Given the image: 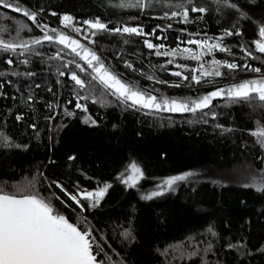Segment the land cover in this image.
<instances>
[{"label": "trees", "instance_id": "obj_1", "mask_svg": "<svg viewBox=\"0 0 264 264\" xmlns=\"http://www.w3.org/2000/svg\"><path fill=\"white\" fill-rule=\"evenodd\" d=\"M22 1L37 10L42 8L54 21L61 22L68 14L74 24L89 29L94 45L110 56L117 68L173 96L196 97L217 85L202 84L256 74L243 68L244 64L259 67L264 74V53L254 44L259 26L264 25V0H228L237 3L248 18H241L225 0H195L207 5L209 11L190 13L189 23L180 17L161 18L165 11L176 10L170 6L175 0H153L152 7L144 11L129 7L131 0ZM162 1L165 3L160 5ZM93 19L109 29L139 26L145 34L153 29L156 32L129 35L92 29L83 23ZM25 24L31 30L17 36L16 29ZM225 29L241 35H225ZM41 35L26 17L0 6V38L18 42ZM147 38L164 48L148 49L144 44ZM193 38H209L210 43H220L229 51L216 49L207 54L203 49L206 54L200 60L155 54L157 50L180 48ZM33 47L35 52L24 56L0 51V131L13 142L11 147L0 145V182L23 184L33 177L40 179L36 186L40 194H54L52 203L71 222L86 217L115 264H201L200 256L180 260L172 259L171 250L167 257L161 253L169 245L180 243L189 251L193 246L202 250L209 242L212 251L206 256L201 251L209 264H264V192L251 187L264 183V149L250 134L256 121L264 124V108L258 106V100L232 103L225 98L215 101L210 109L182 115L151 112L122 103L98 81L91 80L95 74L64 46L48 41ZM57 53L59 57L53 58ZM9 58L11 65L6 63ZM24 59L31 62L20 63ZM213 59L241 67L229 71L219 66L223 76L203 75L217 67L208 62ZM69 61L79 63L85 71ZM123 64H131L132 71ZM58 69L66 75L60 76ZM28 72L35 75L28 76ZM71 72L91 84L80 89L70 79ZM176 72L181 75H174ZM193 74L200 77V83L191 79ZM77 94L89 97L79 101L87 106V112L75 107ZM97 97L103 103H93ZM17 115L22 119L17 120ZM88 117L96 123H85ZM70 156L75 159L69 160ZM132 162L144 172L135 187L118 179L121 173L131 175L126 169ZM41 172L47 180L39 176ZM185 172L196 175L161 196L142 199L158 190L157 185L166 178ZM53 180L73 194L82 189L94 191L105 184L111 187L95 207L81 199V210L54 184L49 186ZM209 227L217 237L207 231ZM128 228L134 241L120 235ZM193 236L195 240L188 239ZM229 243L244 247L228 249ZM103 256L102 252L98 259Z\"/></svg>", "mask_w": 264, "mask_h": 264}, {"label": "snow or ice", "instance_id": "obj_2", "mask_svg": "<svg viewBox=\"0 0 264 264\" xmlns=\"http://www.w3.org/2000/svg\"><path fill=\"white\" fill-rule=\"evenodd\" d=\"M225 3L231 9L236 10L241 18H248L247 13L240 9L237 3H229L228 0H225ZM152 4L153 0H131L128 6L144 11L145 9L152 7ZM0 6L22 14L42 30H47L49 28L47 24H41L38 19L40 12L43 11L42 8L37 11H31L26 7H22L16 2V0H0ZM170 6L176 10L171 12L165 11L161 18L173 19L180 17L182 22L189 23L191 22L190 13L204 14L209 11L207 5L203 3L198 4L195 0H175ZM51 14L56 15L54 12ZM72 19V17L64 15L61 18V22L64 27H69ZM83 23L89 25L92 29L129 35H155L156 32V29H153L151 33L145 34L143 29L139 26H123L109 29L107 25L102 23L99 19L95 21L86 20ZM170 26L171 25H169V27ZM157 28H159V25ZM25 29L29 31L31 30L26 24L19 26L16 29L17 36H19L20 32ZM50 31L57 33V29L55 28L50 29ZM77 31L79 30L77 29ZM233 34L241 35L238 31L234 33L230 29H225V35ZM93 35H95V33H93ZM258 37L259 38L254 41L255 48L258 52L264 53V25L259 26ZM156 38L160 39V37ZM53 40L70 48L72 53L79 56L87 63L88 67L91 68L92 72L95 74L91 77V80L98 81L110 92L111 95L115 96L122 103L128 104V102H131L129 106L132 107L139 106L143 109L155 111L195 113L198 110L202 111L206 108L210 109L214 106L212 103L213 100L218 97L227 96L232 103L252 102L258 100L260 102L258 106L264 108V74L257 79H249L233 83L227 88L217 87L214 91L208 92L195 99L188 98L178 100L176 98L158 97L147 91L138 90L131 86L130 83L122 81L118 75L109 71L101 57L97 55L95 51L85 47L77 39L71 38L63 32H59L53 37L48 31H44L43 37H35L30 41L21 39L18 42H15L0 38V51L4 53L19 52L20 56H24L26 53L35 52L33 46L41 45L44 41L51 42ZM187 43L195 44L202 50L206 49L207 54H211L215 49L229 51L220 43L210 45L207 40L201 41L190 39ZM144 44L148 49L164 48L163 44L155 45L147 39L144 40ZM35 54L40 55V53ZM155 54L157 56L164 55L172 57L179 55L185 59L200 60L206 53L204 51L195 52L192 48L187 47L181 50L178 45L177 48L164 52L157 50ZM246 54L250 56L251 52L246 51ZM58 57L59 53H57V57L53 58ZM254 58L259 59V57ZM30 62V59L20 61V63L23 64H28ZM168 62L172 63V60H169ZM6 63L11 65L13 64V60L9 58ZM68 63H75V61H69ZM211 63L217 67H214L211 72L204 71L203 75L223 76L224 73L219 70V66H223L229 71L237 70L241 67V65L234 62L219 61L215 59H213ZM75 66L80 69V71H85L79 63H75ZM63 67L67 68L68 65L65 64ZM127 67H132V65L127 64ZM243 68L251 72L261 73L259 67L253 68L249 64H244ZM201 69H203V65H201ZM58 73L60 76L66 75V72L59 71V69ZM0 75H2V73H0ZM26 75L34 76L35 73L28 72ZM174 75L180 76L181 73L176 72ZM149 78L151 79V77ZM70 79L82 90L91 84V81L86 82L75 72H71ZM184 79H189V77L185 76ZM191 79L197 83L201 82L200 77L194 74L191 76ZM2 87L3 85L0 84V88ZM36 87H39V85H36ZM87 99H89L88 96L77 94L75 107L87 112V106L82 105L79 102L80 100ZM97 102L103 103V100L100 97L94 98L93 103ZM69 103H71V101H69ZM67 114L74 115L72 112H68ZM207 114L208 113H205V115ZM215 115V113H212L213 119H215ZM16 119L21 120L22 117L17 115ZM84 122H91L92 124L96 123L95 120H91V117L86 118ZM32 127H35V125H32ZM217 127L220 126L217 125ZM250 134L257 138V143L262 149H264V124L260 121H256V128ZM0 145H6L9 147L13 146V142L2 131H0ZM74 159L75 156L69 157V160ZM128 170L131 171V175L126 176L125 173H121L118 179L130 187H135L138 181L144 177V172L136 162L130 163L126 172ZM195 175L196 173L194 172H185L180 175L168 177L161 184L157 185L158 190H154L151 193L142 196V199L150 200L154 197L161 196L164 194V191L173 190V186L178 182L185 181L189 177ZM39 176L43 177L44 180H47V177H44L42 172L39 173ZM40 182V179L36 177H33L31 180H28L27 183L23 184H8L7 182H0V264H106V262H108V264H115V262L112 261V257L109 256L107 252H104L103 247L94 234L96 230L87 221V218L84 217L77 219L76 222H71L70 218L61 213L52 203V196H54V194L48 197L40 194L36 188L37 184ZM52 184L68 196V198L78 205L81 210L84 209L81 199L89 200L91 202L90 206L95 207L99 205L100 201L104 198L108 189L111 187L110 184H105L103 187H98L94 191L82 189L76 194H73L58 181H51L49 186ZM251 187L255 188L256 191L264 192V183L260 186L253 184ZM78 197L80 198L78 199ZM56 199H59V197H56ZM207 231L211 233L213 237L218 236V233H216L212 227H209ZM120 235L124 240L129 242L135 240V236L130 228L124 229ZM188 239L195 240V237H189ZM109 247H111V245H109ZM238 247L242 248L244 245L232 243L227 245L228 249H235ZM212 248L213 245L209 242L207 247L202 250L193 246V249L189 251L183 243H180L169 245L161 254L167 257L169 250H171L174 253L172 259L180 260H191L194 257L200 256L201 264H209L207 259H205L204 256H201V251H203L206 256L207 253L212 251ZM113 251L115 250L113 249ZM102 252L104 253L103 258L98 259ZM117 255L119 254L117 253ZM121 264H123L122 261Z\"/></svg>", "mask_w": 264, "mask_h": 264}, {"label": "water", "instance_id": "obj_3", "mask_svg": "<svg viewBox=\"0 0 264 264\" xmlns=\"http://www.w3.org/2000/svg\"><path fill=\"white\" fill-rule=\"evenodd\" d=\"M16 2L19 3L22 7H26V8H28V9L31 10V11H37V9H35V8L32 7L30 4H28V3H26V2H24V1H22V0H16ZM1 7H2V6H1ZM7 10L12 11L11 9H7ZM12 12H14V11H12ZM15 13H16V12H15ZM17 14H20V13H17ZM20 15H22V14H20ZM22 16H23V15H22ZM38 19H39V21H40L41 24H47V25L49 26V28H48L47 30H42L41 28H39V27H37L36 25H34V24L32 23V21H30V22H31V23H32V24H33V25H34V26H35V27H36V28L42 33V35L39 36V37H43V35H44V31H48V33H49L50 35H52L53 37H55V36L57 35V33H59V32H63L65 35H67V36H69V37H71V38L77 39L82 45H84L85 47H87V48H89V49L95 51L96 54L99 55V56L101 57V59L103 60V62L105 63V66L109 69V71H112L113 74L118 75V76L122 79V81L130 83L131 86H133L134 88H136V89H138V90H141V91H147V92H149V93H151V94H153V95H156V96H158V97L176 98V99H178V100L188 99V98H182V97H177V96L170 95V94H168V93L162 92V91H160V90H157V89H155V88H153V87H151V86H148V85H146V84L140 82V81L137 80L136 78L130 76L129 74H127V73L123 72L122 70H120L119 68H117V67L114 65V63L112 62V60L109 58V56H108L107 54H105L103 51H101L100 49H98L97 47H95L94 45H91L90 43H88V42H86V41H83V40H81V39H79V38H77V37H75V36H73V35H71V34L65 32V31L59 30V29H57V28L51 26L50 24H48V23L44 20V16H43L41 13L39 14ZM52 28L57 29V33H53V32H51L50 29H52ZM29 41H30V40H29ZM44 42H48V41H44ZM53 42L58 43V42L55 41V40H53ZM58 44H59V43H58ZM60 45H62V44H60ZM62 46L65 47V45H62ZM65 48H67V47H65ZM67 49L71 51L70 48H67ZM78 57H79V56H78ZM79 58H80V57H79ZM80 59H81V58H80ZM81 60H82V59H81ZM82 61L87 65V63H86L84 60H82ZM87 66H88V65H87ZM90 69H91V68H90ZM91 71H92V69H91ZM261 75H262V73H260V74H256V75H251V76H243V77L232 78V79H229V80H226V81L220 82V83H218L217 85H215L214 87H212L210 90H208L207 92H205V93H203V94H201V95H199V96H202V95L207 94L208 92L214 91L217 87H225V88H227L228 86H230V85L233 84V83H237V82H240V81H243V80L257 79V78H260ZM199 96L191 97V98H192V99H195V98H197V97H199ZM225 98H228V97H227V96H225V97H218V98H216L215 100H213L212 103H214L215 101H218V100L225 99ZM129 103L131 104V102H129ZM138 107H139V106H138ZM206 109H208V108H206ZM206 109H203V110H206ZM145 110H148V111H151V112L167 113V114H172V115H182V114L193 113V112H183V113H181V112L155 111V110H149V109H145ZM203 110H202V111H203ZM198 111H201V110H198ZM198 111H197V112H198Z\"/></svg>", "mask_w": 264, "mask_h": 264}, {"label": "rangeland", "instance_id": "obj_4", "mask_svg": "<svg viewBox=\"0 0 264 264\" xmlns=\"http://www.w3.org/2000/svg\"><path fill=\"white\" fill-rule=\"evenodd\" d=\"M165 3V1H162L161 3H160V5H163ZM47 20H49L50 21V25L51 26H53V27H55V28H57V29H59V30H62V31H64V25L62 24V22H58V21H54L53 19H51L50 17H48L46 14H44L43 12H40ZM65 15H68V14H65ZM64 16V15H63ZM69 16V15H68ZM95 20H97V19H93V20H88V21H95ZM73 21V20H72ZM103 23V22H102ZM78 25H81V24H74L73 22H71V24H70V26L69 27H75V26H78ZM68 27V28H69ZM123 27V26H122ZM143 29V28H142ZM143 32H144V29H143ZM87 37V38H86ZM85 39H87L90 43H92L93 45H94V43H93V38H92V34H89V29L87 28V32H86V36H85ZM147 40H149L150 42H152V39H150V38H147ZM193 40H201V41H203V40H207V42H208V44H213V43H210L209 42V38H193ZM188 41V40H187ZM187 41H186V43H184V44H181V49H184V48H192L195 52H200V51H202V49H200V48H198L195 44H188L187 43ZM153 43V42H152ZM95 46V45H94ZM96 47V46H95ZM99 49V48H98ZM216 50V49H215ZM214 50V51H215ZM213 51V52H214ZM110 57V56H109ZM111 59V58H110ZM112 60V59H111ZM209 63H211V61H208ZM123 66L125 67V68H127L129 71H132L129 67H127V64H123ZM134 72V71H133ZM256 74H260V73H256ZM256 74H254V75H256ZM223 81H226V80H216V81H212V82H208V83H205V84H202V85H209V84H211V85H215V84H218V83H220V82H223ZM196 86V85H195ZM198 86H200V85H198Z\"/></svg>", "mask_w": 264, "mask_h": 264}, {"label": "built area", "instance_id": "obj_5", "mask_svg": "<svg viewBox=\"0 0 264 264\" xmlns=\"http://www.w3.org/2000/svg\"><path fill=\"white\" fill-rule=\"evenodd\" d=\"M77 29L79 31H77ZM64 31L83 40V41H86L88 43H90L87 39H85V36H86V32H87V28L84 26V25H78V26H75V27H64ZM91 45H93L92 43H90Z\"/></svg>", "mask_w": 264, "mask_h": 264}]
</instances>
